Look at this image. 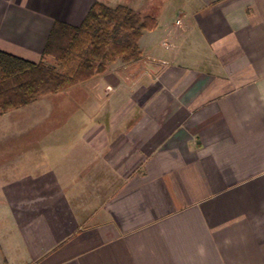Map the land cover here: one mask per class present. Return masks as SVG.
Returning a JSON list of instances; mask_svg holds the SVG:
<instances>
[{
    "label": "crops",
    "instance_id": "1",
    "mask_svg": "<svg viewBox=\"0 0 264 264\" xmlns=\"http://www.w3.org/2000/svg\"><path fill=\"white\" fill-rule=\"evenodd\" d=\"M97 2L158 26L69 136L0 154V264H264V0H0V50L38 61Z\"/></svg>",
    "mask_w": 264,
    "mask_h": 264
},
{
    "label": "trees",
    "instance_id": "2",
    "mask_svg": "<svg viewBox=\"0 0 264 264\" xmlns=\"http://www.w3.org/2000/svg\"><path fill=\"white\" fill-rule=\"evenodd\" d=\"M157 26L131 8L97 2L80 27L56 23L38 61L0 50V117L83 86L119 60H140L139 42Z\"/></svg>",
    "mask_w": 264,
    "mask_h": 264
},
{
    "label": "rangeland",
    "instance_id": "3",
    "mask_svg": "<svg viewBox=\"0 0 264 264\" xmlns=\"http://www.w3.org/2000/svg\"><path fill=\"white\" fill-rule=\"evenodd\" d=\"M135 62L137 61L127 64L119 60L108 71H115L117 67H129ZM129 72L132 73L131 70ZM88 88L89 86L85 84L56 97L44 96L35 105L9 112L0 117V154L11 153L14 167H17V164H21L23 152L32 151V155L37 156L41 147V144L37 143V138L40 137L41 140V138L44 139L47 136L58 135L61 130L62 132L59 135L69 136L71 128L64 129L63 127L66 125L65 123L70 122L79 109H86V100L90 93L87 91ZM87 107H90V105H87ZM93 113L97 117L101 114V112L95 110H93ZM11 161L3 160L0 156V168L2 169L5 167L4 164ZM2 172H5V169L0 171V173ZM3 179L5 178L0 176V184ZM91 194L93 195V193Z\"/></svg>",
    "mask_w": 264,
    "mask_h": 264
}]
</instances>
